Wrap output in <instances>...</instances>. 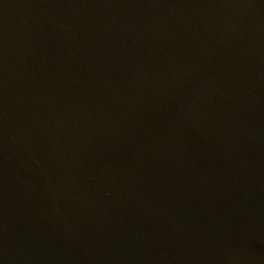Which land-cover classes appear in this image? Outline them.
I'll list each match as a JSON object with an SVG mask.
<instances>
[{
    "label": "water",
    "instance_id": "95a60500",
    "mask_svg": "<svg viewBox=\"0 0 264 264\" xmlns=\"http://www.w3.org/2000/svg\"><path fill=\"white\" fill-rule=\"evenodd\" d=\"M0 264H264V0H0Z\"/></svg>",
    "mask_w": 264,
    "mask_h": 264
}]
</instances>
